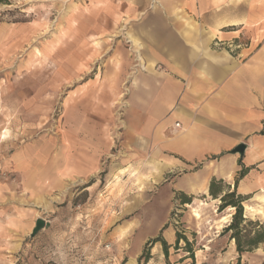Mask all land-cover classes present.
<instances>
[{
	"label": "rangeland",
	"instance_id": "374dc122",
	"mask_svg": "<svg viewBox=\"0 0 264 264\" xmlns=\"http://www.w3.org/2000/svg\"><path fill=\"white\" fill-rule=\"evenodd\" d=\"M9 1L0 6L9 10L0 17V231L13 235L16 218L28 230L8 240L31 244L43 264H264V243L239 255L221 234L234 209L201 193H183L191 202L181 203L168 186L177 173L128 146V89L146 70L123 37L134 0ZM241 14L247 30L227 46L254 52L264 45V11ZM37 140L44 195L29 207L9 158ZM258 196L243 201V215L264 222ZM38 217L48 223L30 237ZM0 252V264L21 255Z\"/></svg>",
	"mask_w": 264,
	"mask_h": 264
},
{
	"label": "crops",
	"instance_id": "0c3cea01",
	"mask_svg": "<svg viewBox=\"0 0 264 264\" xmlns=\"http://www.w3.org/2000/svg\"><path fill=\"white\" fill-rule=\"evenodd\" d=\"M142 1L134 0V16L123 36L131 46H139L146 69L133 77L128 89L124 133L128 146L136 155L148 154L159 166L177 173L168 183L174 192L208 195L214 179L229 191L235 184L236 193L247 198L244 201L260 195L264 45L254 52H232L227 45L237 32L247 30L250 16L241 11H264V0ZM240 143L245 145L242 156L231 152ZM41 158L39 140L9 158V166L22 177L29 207L43 201ZM12 224L13 235L28 230L17 218ZM8 235L13 237L0 231V251L21 249V255L11 256V264L20 258L21 264H43L33 259L31 244L8 240Z\"/></svg>",
	"mask_w": 264,
	"mask_h": 264
},
{
	"label": "trees",
	"instance_id": "16d2710c",
	"mask_svg": "<svg viewBox=\"0 0 264 264\" xmlns=\"http://www.w3.org/2000/svg\"><path fill=\"white\" fill-rule=\"evenodd\" d=\"M9 0H0L1 5H9ZM9 10L0 11V17L8 13ZM264 132V126L261 130V133ZM244 170L239 172V176H242ZM236 185L234 184V189L229 191L223 188L222 182L220 180L212 179L208 186V195L213 199L218 198L220 204L218 210H222L226 207H232L234 213L232 214L231 222L224 227L221 234L229 233V238L235 244L236 252L241 255L245 251H250L257 247L260 243H264V222L259 220H250L246 219L243 215V201L247 198L237 194L235 191ZM222 191H225L222 194ZM181 196V203L189 204L191 202V196H186L183 193ZM160 238H156L153 241H160ZM162 246L164 252L167 253V244L165 241H162Z\"/></svg>",
	"mask_w": 264,
	"mask_h": 264
},
{
	"label": "water",
	"instance_id": "95a60500",
	"mask_svg": "<svg viewBox=\"0 0 264 264\" xmlns=\"http://www.w3.org/2000/svg\"><path fill=\"white\" fill-rule=\"evenodd\" d=\"M244 149H245V145L243 143H240L238 145H236L233 149H232V153H236L239 156H242L244 153ZM45 226V221L43 218L38 217L35 219L34 221V226L30 231L29 236L33 237L40 229H42Z\"/></svg>",
	"mask_w": 264,
	"mask_h": 264
},
{
	"label": "bare ground",
	"instance_id": "6f19581e",
	"mask_svg": "<svg viewBox=\"0 0 264 264\" xmlns=\"http://www.w3.org/2000/svg\"><path fill=\"white\" fill-rule=\"evenodd\" d=\"M258 196V195H257ZM258 198H260V200L261 201H263L264 202V190H262L261 191V194L258 196ZM244 207H245V209L246 210H248V211H254L255 209L252 207V206H249V205H244ZM230 209H233V208H231V207H229ZM260 211V210H259ZM196 212V211H195ZM229 216H230V214H228ZM196 217V216H195ZM197 217H199L198 215H197ZM230 220V219H229ZM228 217H222L221 219H220V223H227L228 221ZM218 228H221V226H219ZM121 232V231H120ZM122 232H124V231H122ZM121 232V233H122Z\"/></svg>",
	"mask_w": 264,
	"mask_h": 264
},
{
	"label": "built area",
	"instance_id": "2783aa9c",
	"mask_svg": "<svg viewBox=\"0 0 264 264\" xmlns=\"http://www.w3.org/2000/svg\"><path fill=\"white\" fill-rule=\"evenodd\" d=\"M103 248L105 250H109L110 249V244H107V243L103 244ZM80 264H83V262H80Z\"/></svg>",
	"mask_w": 264,
	"mask_h": 264
}]
</instances>
